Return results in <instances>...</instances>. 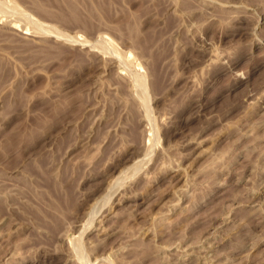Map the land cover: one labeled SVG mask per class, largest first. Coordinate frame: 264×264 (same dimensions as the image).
Here are the masks:
<instances>
[{"label":"rangeland","instance_id":"1","mask_svg":"<svg viewBox=\"0 0 264 264\" xmlns=\"http://www.w3.org/2000/svg\"><path fill=\"white\" fill-rule=\"evenodd\" d=\"M0 264H264V0H0Z\"/></svg>","mask_w":264,"mask_h":264},{"label":"bare ground","instance_id":"2","mask_svg":"<svg viewBox=\"0 0 264 264\" xmlns=\"http://www.w3.org/2000/svg\"><path fill=\"white\" fill-rule=\"evenodd\" d=\"M37 24H39V23H37ZM41 26V25H40ZM21 28V27H20ZM47 30V29H46ZM48 32H49V30H47ZM57 32H58V30H56ZM55 31V32H56ZM61 32V31H60ZM60 32H59V34H60ZM78 32V31H77ZM54 33V32H53ZM63 34H64V32H63ZM75 34H76V32H75ZM56 35V34H55ZM74 35V34H73ZM57 36H58V34H57ZM104 36V35H103ZM61 37V36H60ZM70 37H72V35H70ZM67 38V37H66ZM77 38V37H76ZM70 40H71V38H70ZM73 40V39H72ZM74 41V40H73ZM76 41V40H75ZM82 41V40H81ZM81 41L79 42V40H78V42L79 43H81ZM85 41H87V40H85ZM89 41V40H88ZM90 42V41H89ZM74 43V42H73ZM77 43V42H76ZM85 43H87V42H85ZM110 47H111V45H110ZM122 54V53H121ZM119 55H120V53H119ZM124 55V54H123ZM120 57H121V55H120ZM124 57V56H123ZM122 60H125V59H122ZM130 60V59H129ZM127 61V60H126ZM125 62V61H124ZM131 62V61H130ZM137 77V76H136ZM135 79V78H134ZM145 79H146V75H145V73L142 75H139L138 77H137V79H136V81L137 82H139V84H141V85H143V86H141V85H139L140 87H143V91H146L145 90V88H146V86H145ZM143 93H145V92H143ZM146 95V94H145ZM147 106H149V105H147ZM147 108V107H146ZM149 108V107H148ZM147 108V109H148ZM147 111V110H146ZM148 112H149V109H148ZM147 113V112H146ZM148 116L150 117L151 116V114L149 113L148 114ZM117 180V179H116ZM119 180V179H118ZM117 180V181H118ZM116 181V182H117ZM115 183V182H114ZM117 184H118V182H117ZM116 185V184H115ZM113 186V185H112ZM111 188V187H110ZM113 188V187H112ZM109 190V189H108ZM113 193H114V191H113ZM108 199V198H107ZM94 205V204H93ZM92 205V206H93ZM97 206V205H96ZM101 207V206H100ZM93 208H95V207H93ZM103 208V207H102ZM96 209V208H95ZM97 210V209H96ZM99 210V209H98ZM92 211V210H91ZM93 212V211H92ZM97 212V211H96ZM96 212H94V213H96ZM100 212V211H99ZM92 215H93V213H92ZM95 215H97V214H94L93 215V217L95 216ZM91 216V215H90ZM87 217V216H86ZM89 217V216H88ZM95 218V217H94ZM94 218H92V217H90V219H88V221H87V219H86V223H85V225H84V222H83V225H84V227H82L81 229H83V230H85L87 227H88V225H89V223H91V221L94 219ZM92 219V220H91ZM90 221V222H89ZM93 225V224H92ZM84 232V231H83Z\"/></svg>","mask_w":264,"mask_h":264}]
</instances>
